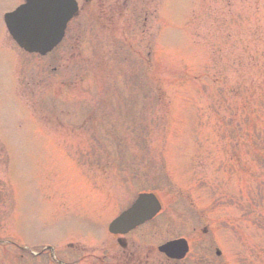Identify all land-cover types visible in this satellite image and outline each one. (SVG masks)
<instances>
[{
    "label": "rangeland",
    "instance_id": "obj_1",
    "mask_svg": "<svg viewBox=\"0 0 264 264\" xmlns=\"http://www.w3.org/2000/svg\"><path fill=\"white\" fill-rule=\"evenodd\" d=\"M20 1L0 0V264L24 259L21 237L67 247L88 216L110 242L144 189L163 210L129 237L149 264H181L157 248L181 236L184 264H264V201L246 206L264 178L249 147L264 141V0H135L145 13L115 22L89 6L46 57L7 34Z\"/></svg>",
    "mask_w": 264,
    "mask_h": 264
},
{
    "label": "flooded vegetation",
    "instance_id": "obj_2",
    "mask_svg": "<svg viewBox=\"0 0 264 264\" xmlns=\"http://www.w3.org/2000/svg\"><path fill=\"white\" fill-rule=\"evenodd\" d=\"M139 1L143 2L142 0ZM140 2L135 0H82L80 8L83 11L91 6L97 11L96 16L98 19L114 22L119 15H124L128 10L131 11L129 15L133 14L132 17L140 16L142 14L141 11L144 10V7H140ZM144 2L146 3L145 0ZM86 4L88 5L85 6ZM76 47L77 45L70 44V48L75 49ZM88 218L91 220H87L86 217L85 221L80 223L82 226H74L79 229H69L65 233L70 238L73 235L78 236L71 240L67 247L63 248L59 244L55 246L58 254L57 262L50 260L48 256L47 259L43 257L39 261L31 258L25 259L24 253H20V257L24 259L18 260V264H149L148 256H151L152 253L148 252L143 257L138 255L135 251V240L137 239L111 235L112 240L106 242L103 228L98 226V220L91 216H88ZM143 244L138 243L136 248L146 249L141 247ZM166 258L169 259L168 257ZM171 260L181 264L186 262L184 260Z\"/></svg>",
    "mask_w": 264,
    "mask_h": 264
},
{
    "label": "water",
    "instance_id": "obj_3",
    "mask_svg": "<svg viewBox=\"0 0 264 264\" xmlns=\"http://www.w3.org/2000/svg\"><path fill=\"white\" fill-rule=\"evenodd\" d=\"M73 9L69 0H29L10 15L11 30L22 45L45 52L57 42L59 36L55 29L57 16L64 23ZM160 208L161 205L154 194H143L129 210L114 221L112 228L116 231L130 228L152 218ZM161 249L177 257H181L187 251L183 240L171 241Z\"/></svg>",
    "mask_w": 264,
    "mask_h": 264
},
{
    "label": "trees",
    "instance_id": "obj_4",
    "mask_svg": "<svg viewBox=\"0 0 264 264\" xmlns=\"http://www.w3.org/2000/svg\"><path fill=\"white\" fill-rule=\"evenodd\" d=\"M260 103V106H262V102H259ZM254 128H255V130H257V125H255L254 126ZM257 136H258V138L259 139H263L262 138V134H257ZM259 141V144H257V143H255L254 144V149L252 148L251 149V151H254L253 153H254V155L255 156H259L260 157V159H264V152H259V150H260V145H261V148L264 150V141L263 142H261L260 143V140H258ZM258 146V147H257ZM249 147H253L251 144L249 145ZM261 151V150H260ZM252 153V154H253ZM260 196H261V199H264V189H263V191L261 192L260 191ZM260 196L258 197V201H259V203H261V199H260ZM253 202H255V203H257V200L255 199V198H253V200H252ZM250 205H252L251 203H249ZM262 221H260L259 223H261Z\"/></svg>",
    "mask_w": 264,
    "mask_h": 264
}]
</instances>
